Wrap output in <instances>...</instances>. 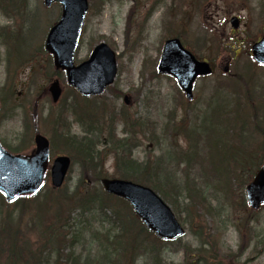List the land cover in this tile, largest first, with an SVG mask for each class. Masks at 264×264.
I'll return each mask as SVG.
<instances>
[{
	"label": "rangeland",
	"instance_id": "rangeland-1",
	"mask_svg": "<svg viewBox=\"0 0 264 264\" xmlns=\"http://www.w3.org/2000/svg\"><path fill=\"white\" fill-rule=\"evenodd\" d=\"M100 1L90 0L92 5L76 62L87 59L92 48L102 41L117 52L114 90L105 91L103 101L112 109L126 107L145 122L137 133L139 146L134 158L140 162L161 158L163 171L169 175L176 172L178 183L185 186L182 167L169 160L168 152L173 150L166 130L176 122L196 119L192 111L204 108L206 98L219 84L227 65L231 73L241 72L244 66V74H248L246 64L254 63L249 56L250 46L261 36L260 26H264V0H199V3L194 0H104L103 4ZM8 3L16 8L7 6ZM60 13L59 4L45 7L43 0H0V99L11 89V98L5 104L2 100L0 139L11 151H16L23 139L28 140V148L32 147L34 131L32 135L25 133L26 122L37 125L39 131L51 137V126L44 120L51 107L60 105H52L46 92L50 80H60L64 103L70 104L76 97L65 73L55 69L52 56L44 47H38ZM232 15L242 20L237 32L232 31L229 22ZM5 32L11 34L9 45ZM177 35L184 38L188 47L196 44L198 35L197 43L204 48H197L195 54L200 59L213 61L216 66L213 75L196 81L195 100L190 108L176 80L158 73L162 44ZM235 52H239L237 56ZM254 76L259 79L256 83L264 86L263 68L254 71ZM124 94L132 98L130 107L123 102ZM152 130L156 136L151 135ZM72 132L81 134L82 128L74 123ZM198 163L208 167L207 161L198 160ZM196 168L200 169L198 165ZM105 169L108 175H116L113 156L106 161ZM80 176V165L75 164L69 185H78ZM212 178V173L206 174L200 169L199 187L205 190L211 211L194 200L187 207L180 199V212L176 214L186 227V234L173 242L156 241L147 236L146 242L155 251H138L130 264H264V207L256 213L250 212L245 197L235 187L227 195L222 186L210 181ZM88 184L91 186V181ZM168 185L179 192L173 182ZM47 186L50 185L47 183Z\"/></svg>",
	"mask_w": 264,
	"mask_h": 264
},
{
	"label": "trees",
	"instance_id": "trees-1",
	"mask_svg": "<svg viewBox=\"0 0 264 264\" xmlns=\"http://www.w3.org/2000/svg\"><path fill=\"white\" fill-rule=\"evenodd\" d=\"M223 81L233 93L224 92ZM252 88H244L233 77L220 79L205 112L166 130L173 150L168 152L169 160L182 167L185 186L178 183L176 172L163 171L161 158L140 162L133 157L139 145L137 133L145 122L126 107L110 109L99 97L95 106L76 93L72 103L52 107L44 120L51 126L52 149L70 155L73 166L80 165L79 183L71 187L69 176L61 189L47 186L12 205L0 195V264H130L145 228L127 201L105 193L101 186L110 155L115 158V176L152 187L178 213L181 203L190 207V200L211 211V202L199 187L200 169L212 173L210 181L222 186L225 194L235 187L243 195L259 166L250 161L251 151L258 133H264V107L255 104ZM8 90L2 96L4 104L11 98ZM73 123L80 125L81 134L72 133ZM118 125L124 137L118 136ZM37 130V125L25 123V133ZM151 135L156 136V131ZM28 144L23 139L16 150ZM198 160L207 161L208 167ZM148 247L144 252L155 251L152 244Z\"/></svg>",
	"mask_w": 264,
	"mask_h": 264
},
{
	"label": "water",
	"instance_id": "water-1",
	"mask_svg": "<svg viewBox=\"0 0 264 264\" xmlns=\"http://www.w3.org/2000/svg\"><path fill=\"white\" fill-rule=\"evenodd\" d=\"M47 6L59 2L62 15L46 40V48L54 55L57 69L66 70L69 84L83 95L100 94L111 84L117 73L115 52L106 44L97 45L90 58L80 65L74 63L82 27L89 10L88 0H44ZM235 28L238 18H232ZM255 58L264 63V38L253 46ZM159 70L174 75L189 98H193V85L199 75L212 73L208 62L199 61L178 38L166 41ZM53 100H59L62 88L58 80L49 87ZM128 101V100H127ZM1 107V102H0ZM50 166V140L42 133L34 136L30 153H11L0 142V192L7 202L19 197L37 194L44 186ZM71 159L57 156L51 166V180L54 187L63 185ZM102 184L108 193L128 200L148 229L163 239H175L185 230L174 212L151 188L118 178H104ZM250 205L259 208L264 203V166L247 187Z\"/></svg>",
	"mask_w": 264,
	"mask_h": 264
},
{
	"label": "flooded vegetation",
	"instance_id": "flooded-vegetation-1",
	"mask_svg": "<svg viewBox=\"0 0 264 264\" xmlns=\"http://www.w3.org/2000/svg\"><path fill=\"white\" fill-rule=\"evenodd\" d=\"M262 29L264 30V26L262 27Z\"/></svg>",
	"mask_w": 264,
	"mask_h": 264
}]
</instances>
